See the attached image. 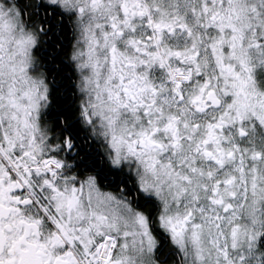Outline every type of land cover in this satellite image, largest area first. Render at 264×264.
<instances>
[{
    "label": "snow or ice",
    "instance_id": "obj_1",
    "mask_svg": "<svg viewBox=\"0 0 264 264\" xmlns=\"http://www.w3.org/2000/svg\"><path fill=\"white\" fill-rule=\"evenodd\" d=\"M70 33L89 46L98 34L113 41V62L124 40L151 57L158 82L146 73L154 99L132 108L147 127L129 155L177 158L167 194L113 167L87 138L82 170L58 158L75 147L81 119L94 123L74 103ZM77 67L95 74L98 64ZM50 97L58 115L74 114L59 150L45 139ZM5 99L15 129L0 114V264H264V0H0V106ZM159 164L144 167L158 178Z\"/></svg>",
    "mask_w": 264,
    "mask_h": 264
},
{
    "label": "clouds",
    "instance_id": "obj_2",
    "mask_svg": "<svg viewBox=\"0 0 264 264\" xmlns=\"http://www.w3.org/2000/svg\"><path fill=\"white\" fill-rule=\"evenodd\" d=\"M69 38L72 40V47L68 48L65 63L69 64L75 73L73 78L74 103L77 106L89 108L93 114L94 123L89 124L81 119L80 127L82 131L80 135L74 136L71 141L75 147L71 149L64 147L62 151H59L58 158L72 167L79 165L80 170H82L85 164L91 163L84 158L82 154L84 149L81 148L83 140L87 138L89 144L95 143L97 146L96 151L102 154L113 167L120 168L122 164L126 165L125 171L131 170L133 175L143 178L147 182L163 185L164 192L167 194L171 183L168 176V165L170 160L173 164H176L177 158L171 157L168 152L158 154L148 148L140 149L143 152V162L141 163H138L129 155V147L132 141H138L140 133L147 127L143 123V118L138 117V113L133 112L132 108L141 101L150 104L154 99L151 90L147 88L146 73L151 71V81L158 82L159 74L155 67L150 70L144 63L147 61L151 64V57L141 55L135 48L129 46L127 40H124L117 44L119 52L116 61L113 62L110 52L113 41L105 42L103 37L98 34L97 39L100 40V44L97 47L94 44L89 46L80 36L73 38L71 33ZM90 60L98 64L95 74L87 69L77 67L78 64H86ZM201 66L204 71L213 75V83L215 84L211 61L207 56L201 60ZM188 70L189 66L186 65L185 71ZM85 77H88L91 82L86 83ZM42 78L48 79L46 72H44ZM51 84L52 82L49 81V90H51ZM16 87L18 88L17 102L21 105H27L29 101L23 98V91L27 85L18 83ZM7 88L8 85L5 83L3 85L5 97H7ZM185 94L189 97L194 96L196 94L195 86L192 89L186 88ZM131 97H135V101L131 100ZM125 104L129 106L124 107ZM49 105H51V108H49ZM43 110L51 113L46 117L43 125L47 129L45 139H53L55 143L49 145V148L59 150L67 142L68 135L67 132L64 133L65 140L62 142L61 128L64 126L65 119L74 120V114L63 113L58 115V110L51 97L43 105ZM11 111L12 108L5 99L2 106H0V114H3L5 120L8 121L5 127L9 132L15 129V122L8 120ZM97 114L103 115L106 119L103 121L98 119ZM213 114V112H209V115ZM108 120L113 122L109 124ZM157 138L162 143L166 142L164 135ZM135 147L140 148V145L137 143ZM77 149H80V152ZM188 155H191V153L189 152ZM155 158L160 161L157 168L158 178H154L144 167V162L151 163ZM179 158L182 159L183 157ZM172 179L175 180V177ZM176 183L177 186L173 187V192H178L183 187L179 181ZM169 202L171 203V200Z\"/></svg>",
    "mask_w": 264,
    "mask_h": 264
}]
</instances>
